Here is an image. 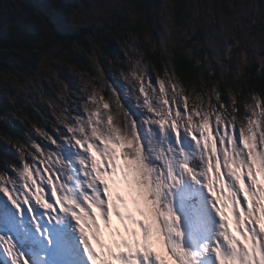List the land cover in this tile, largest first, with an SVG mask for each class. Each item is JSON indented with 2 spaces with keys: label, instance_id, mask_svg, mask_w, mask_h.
<instances>
[{
  "label": "snow or ice",
  "instance_id": "snow-or-ice-1",
  "mask_svg": "<svg viewBox=\"0 0 264 264\" xmlns=\"http://www.w3.org/2000/svg\"><path fill=\"white\" fill-rule=\"evenodd\" d=\"M164 71L137 57L127 93L81 77L55 134L35 128L46 143L16 141L18 162L0 168V264H264V91L190 96ZM113 214L131 239L113 231L108 246L98 217L111 231Z\"/></svg>",
  "mask_w": 264,
  "mask_h": 264
},
{
  "label": "trees",
  "instance_id": "trees-1",
  "mask_svg": "<svg viewBox=\"0 0 264 264\" xmlns=\"http://www.w3.org/2000/svg\"><path fill=\"white\" fill-rule=\"evenodd\" d=\"M78 1L0 0V71L15 63L20 69L33 72L40 68L44 55L58 49L60 59H66L77 70L92 77L98 74L95 68L98 63L107 75L105 79L116 85L119 92L123 88L108 71L122 72L121 69H125L123 48L130 39L142 35L141 47L149 65L155 69V76L163 77L166 67L174 69L181 87L190 96L193 89L205 94L220 92L225 101H230L233 93L246 94L254 88L264 91V72L261 71L264 66L258 62L247 67L246 72L238 74L231 71L221 76L219 68L210 72L204 69L203 64H198L194 51H201L193 50L191 41L184 39L192 51H188L184 43L178 46L173 42L164 44L158 37L161 23L149 9H157L161 0L137 2V22L127 13L120 12L113 23L102 28L94 24L71 25L70 18L77 10ZM189 4V0L176 2L177 22L183 26H187L191 18ZM15 6L18 10L13 9ZM144 32H148L147 35L155 42L146 41ZM95 56H98L96 63ZM58 96L55 95L51 102L40 91L34 99L17 102L14 97L0 95V168L8 162H18L16 141L25 143L31 135L38 142L46 143L36 133V127L55 134L59 124L57 114L73 100L68 96L65 106L59 105Z\"/></svg>",
  "mask_w": 264,
  "mask_h": 264
},
{
  "label": "rangeland",
  "instance_id": "rangeland-1",
  "mask_svg": "<svg viewBox=\"0 0 264 264\" xmlns=\"http://www.w3.org/2000/svg\"><path fill=\"white\" fill-rule=\"evenodd\" d=\"M139 1L79 0L76 12L71 15L70 23L75 27L94 24L102 28L113 23L120 12L127 13L137 22V2ZM177 1L161 0V5L157 9L149 8L159 24L161 23L162 29L158 37L164 44L173 42L174 46L183 43L186 46L187 42H184V39L191 41L194 44L193 50L200 49L201 51V53L194 51L198 64H203L204 69L211 70L210 72L219 68L221 76L231 71L238 74L246 72L247 67L252 66L254 62L264 66V0H189L191 18L188 19L187 26L177 22L175 13ZM13 9L18 10L16 6ZM147 33H143L145 40L155 42L153 37L151 39ZM140 36L142 35L130 39L129 44L123 48L126 56L123 60L125 69H121L122 72L108 71L116 78V83L121 85L125 93L129 85L123 73L137 57L142 58L143 62L148 65L151 75L156 77L155 69L149 65L147 56L141 47ZM186 47L188 51H192V47L188 45ZM54 52L44 55L39 65L40 68L33 72L22 70L15 63L1 70L0 95L11 96L17 102H21L22 99L36 98L37 93L42 91L46 99L51 102L58 94L59 105L63 106L68 96L73 99H82L87 81L81 77L92 76L77 70L66 59H60L58 56L52 58ZM93 58L96 63L98 56ZM95 68L97 73L103 77L106 88L118 93L116 85L112 82L109 84L105 79L107 75L103 67L97 63ZM128 100L131 102L133 98L128 96ZM117 179L121 184L120 194L129 198L127 191L122 187V179L120 177ZM134 214L137 219H144L135 211ZM113 218L125 232L124 222L119 221L115 214ZM154 251L166 255L165 250L158 245Z\"/></svg>",
  "mask_w": 264,
  "mask_h": 264
},
{
  "label": "bare ground",
  "instance_id": "bare-ground-1",
  "mask_svg": "<svg viewBox=\"0 0 264 264\" xmlns=\"http://www.w3.org/2000/svg\"><path fill=\"white\" fill-rule=\"evenodd\" d=\"M119 179V178H118ZM117 179V180H118ZM115 194V193H114ZM99 223H100V228H101V239L103 240V242L105 243V245L108 246H114V239H118V238H114L112 235L113 231H120L121 234L124 236V238L126 239H131V237L127 234V232H123V230L121 229V227L117 224V222L114 220L113 216L111 218L112 220V225L113 228L110 231L108 229V227L104 224V221L102 218H99ZM99 250V249H98Z\"/></svg>",
  "mask_w": 264,
  "mask_h": 264
}]
</instances>
